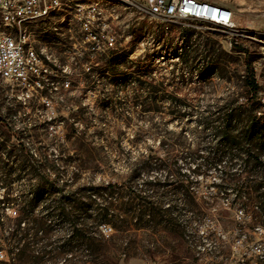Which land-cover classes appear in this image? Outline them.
Returning a JSON list of instances; mask_svg holds the SVG:
<instances>
[{
  "label": "rangeland",
  "instance_id": "374dc122",
  "mask_svg": "<svg viewBox=\"0 0 264 264\" xmlns=\"http://www.w3.org/2000/svg\"><path fill=\"white\" fill-rule=\"evenodd\" d=\"M90 1L104 9L101 26L115 36L114 47L103 49L95 26L89 33L66 7L24 29L47 62L41 82L36 73L0 78V219L19 214L7 193L17 197L39 176L86 208L76 217L84 237L123 251L106 256L110 264H264L256 200L222 186L228 177L252 183L262 173L254 157L264 161V0H206L233 11V34L204 20L152 14L150 0ZM85 37H94L93 49ZM246 63L259 85L255 97ZM232 113V133L243 141L237 147L197 122L207 115L222 125ZM218 148L222 156L210 157ZM53 197L32 214L43 218ZM105 207L118 220L95 226L87 215ZM46 223L49 252L39 264H96L68 240L69 223ZM4 249L0 240V260Z\"/></svg>",
  "mask_w": 264,
  "mask_h": 264
},
{
  "label": "trees",
  "instance_id": "16d2710c",
  "mask_svg": "<svg viewBox=\"0 0 264 264\" xmlns=\"http://www.w3.org/2000/svg\"><path fill=\"white\" fill-rule=\"evenodd\" d=\"M244 81L251 92V96L255 97L258 93L259 85L249 63H246ZM248 114L251 119L254 120V123L258 122L255 120L256 113H253L251 109H249ZM234 116V113L228 114V117L223 119L222 125H217V123L220 122L218 117H208L207 115L200 116L197 122L207 124L215 131L218 137L223 138V140L232 147H237L240 146L243 141L232 133L234 127L231 126V122L234 120ZM260 127H264V122ZM253 132L251 131L248 137H246L247 135L242 136V139L246 140L251 136L253 137ZM210 152V157H221L224 153L221 148L213 149ZM228 153L232 154L231 152ZM255 154L258 153L255 152ZM157 159L159 161L157 165L160 166L162 161L159 158ZM213 162L216 163V160ZM140 163L144 168H148L151 161L147 158H143ZM254 163L262 167V173L258 175L260 180L247 183L246 180L241 178L228 177V183H223L222 186H234L233 188L239 191L244 190V192L253 197L257 203V211L262 216V226H264V161L261 160L260 157H254ZM150 184L151 183H149V185ZM114 186L113 183H109L105 188H112ZM178 186L182 188L183 192H186V188H184L185 185L181 184ZM54 193L55 197L50 198L47 203V214L43 218L35 217L32 214L33 207L44 198L46 199L47 195ZM5 200L6 202L16 204L19 214L13 217L4 215L5 219H0V236L2 231L5 232V235H2V237H0L2 239L0 240H2V244L5 246L4 250L6 254V257L0 260V264H39L44 253L49 252V250L46 249V242H44L45 237L49 233L46 220L47 218L50 219L54 217L60 221L69 223L70 231L68 240L70 239V241H76L83 245V248H79L80 250L78 251L81 252L79 253L81 258L93 261L96 264H110L106 261V256L112 255L116 258L123 252L121 249H116L111 252L104 246L101 240L91 236L84 237L86 235H84L85 230L83 228V223L77 221L78 218L76 217L80 212L86 213V208L82 205H72L70 203L72 201L66 196L63 187H55L50 180L43 179L39 176L33 177V181H30L26 192L18 193L17 197H12L7 193ZM239 202L241 206L247 205L244 199H240ZM101 210L102 211H95L93 215L88 214L87 217L93 220L95 226L103 222H109L114 226V223L118 220L117 215L112 211H108V207L101 208ZM94 239L99 243L94 242ZM66 250L67 249H56V252L66 253Z\"/></svg>",
  "mask_w": 264,
  "mask_h": 264
},
{
  "label": "built area",
  "instance_id": "2783aa9c",
  "mask_svg": "<svg viewBox=\"0 0 264 264\" xmlns=\"http://www.w3.org/2000/svg\"><path fill=\"white\" fill-rule=\"evenodd\" d=\"M56 0H0V16L3 19H13V14L19 10L34 13L40 16V8L51 5ZM83 9V15L90 25L96 28V36L103 37V49H109L115 45V36L106 26H101V18H104V9L77 7ZM149 11L152 14H161L173 18H192L204 20L211 24L217 22L227 23L233 34L236 23L234 13L231 9L218 3L206 0H150ZM94 37H85L91 49ZM23 45H30V57L20 59V51ZM47 64L45 59L39 55L33 41L23 42L22 37L16 36V41H8L7 36L0 35V70H3L5 81L27 80L29 73H36V81L41 79L42 68ZM256 79V75L254 74ZM257 81V80H256Z\"/></svg>",
  "mask_w": 264,
  "mask_h": 264
},
{
  "label": "bare ground",
  "instance_id": "6f19581e",
  "mask_svg": "<svg viewBox=\"0 0 264 264\" xmlns=\"http://www.w3.org/2000/svg\"><path fill=\"white\" fill-rule=\"evenodd\" d=\"M115 5H127L129 0H106ZM94 8V2L88 0H56L51 5L44 8H40V16H36L34 13H27L26 10H19L17 14H13V19H3L0 16V35L7 36L8 41H16V36L22 37L23 42H28L25 37L24 29L32 22H36L41 19H45L47 16L54 12L63 10L64 8H69L71 15L75 20L82 21L81 27H84L89 33L94 32V25H90L89 21H86L83 15V9L77 7ZM101 23H103L101 21ZM216 25L224 28L231 29L227 23L217 22ZM236 27V26H235ZM27 30V29H26ZM95 34V33H94ZM27 35V34H26ZM30 57V45H23L20 51V59H28ZM1 75H3V70H0Z\"/></svg>",
  "mask_w": 264,
  "mask_h": 264
}]
</instances>
